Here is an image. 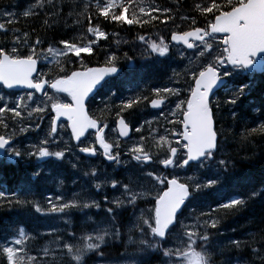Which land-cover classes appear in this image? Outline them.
I'll return each mask as SVG.
<instances>
[{
	"label": "snow or ice",
	"instance_id": "obj_1",
	"mask_svg": "<svg viewBox=\"0 0 264 264\" xmlns=\"http://www.w3.org/2000/svg\"><path fill=\"white\" fill-rule=\"evenodd\" d=\"M52 7V15H61L62 9L56 12L54 0H48ZM94 7V11H93ZM184 0H174V6L154 7L137 4L136 0H90L86 6L91 14L88 17L87 44H77L74 40L59 39V46L51 44L46 49L52 57L64 56L66 63L79 62V68L71 70L70 74L65 72L63 76L49 79L48 74L38 71V60L43 57L48 61V55L43 51L45 41L37 34L35 39L28 31L19 29L15 11L7 8L0 10V34L5 42L0 44V152L14 162L44 161L54 159L63 162L67 154L72 153L75 148L78 153L83 154L78 159L87 157L102 156L108 166L123 165L126 168L136 169L137 172L150 178L149 183L155 181L153 188L155 195L147 198L141 186L134 184L129 178L127 182L118 181L115 178L105 177L100 179V172L93 168L90 175L93 181L92 187L99 194L110 187L114 191H121L122 196L113 197L109 200L104 196V203L107 205L105 211L110 218L112 230L107 228L96 231V234L88 235L89 241L82 246H76L72 240L76 239L75 233H70V239H60L58 247L53 251L52 259H48V250H45L44 258L28 254L26 244V233L21 226L19 231L13 230V234L0 240V264H87L89 255L97 257L95 264H108L104 259V246L108 239L119 238L121 233L117 227L119 220L118 210L124 209L125 204L132 208L139 206L143 198L145 203L151 205L142 209L139 218V230L143 236L151 235V240H142L141 244L147 247L141 249L145 254L151 249L154 252H161L167 258L165 264H213L210 251L213 243V233L210 229H218V215L221 211H239L246 206L248 200L239 195L229 196L227 199H218L215 204H205L206 197L210 190L216 189L219 194L225 181L229 179L230 167H234L230 158H225L221 153V132L217 129V113L227 105L235 106L245 95V89H250L251 84L245 82L234 88L228 87V77H235L239 73L249 76L256 73L264 74V0H197L194 4L187 6ZM138 9V11H137ZM47 11L43 0H36L29 5L22 13L25 18L39 16L41 11ZM175 11V16L172 13ZM131 13L130 15H128ZM158 13L159 15H153ZM92 15L97 19L103 18L108 23L140 26L141 28L159 20L165 23L166 20L173 22L178 17L181 21H188L189 30L173 32L171 40L176 45H183L186 49H196L194 55L200 57L195 67L186 68L190 74L191 83L186 89L187 96H182V90L174 86L155 87L153 89L156 98H149L144 95H134L121 98L118 105L109 98V103L115 106V128L118 137H129V125L123 116L125 111L134 109L148 101L152 109H162L168 96L177 97L175 107L169 108L174 120L168 119V113L161 112L164 119L171 124H180L182 129H166L165 134L152 129L155 143L151 149L145 145L147 137L140 136L139 141L124 148V143L117 139L109 142L104 135L107 123L103 126L101 122L86 111V103L89 99H95L99 89L104 88L110 80L119 75L118 60L116 52L106 53L104 66H87L82 53L92 55L96 47H100L101 40H108L109 33L103 29L101 24L94 23ZM163 17V18H162ZM201 21L203 26H201ZM45 28L51 27V21L43 20ZM11 33V36L9 34ZM140 42L147 43V49L142 55L152 57L153 62L163 64L171 53V48L164 39L159 43L146 42L143 35L139 36ZM27 49L22 52L21 47ZM41 49L40 52L37 50ZM183 56V54H182ZM72 57L76 59L73 60ZM187 58V57H183ZM124 59L130 58L124 53ZM59 63V61H57ZM259 63V66H257ZM63 72L64 69L61 68ZM35 73V75H34ZM187 83V79L185 80ZM14 90L23 88L31 91L16 96L15 100H7L5 97L16 95L15 92H3V89ZM55 93L66 94L71 103L56 102V98L49 96L47 89ZM220 88L231 94L221 98L217 96ZM111 96L116 92L109 89ZM40 93L46 99H41L36 94ZM51 101L50 108L48 102ZM103 103V101H102ZM25 113L27 114L25 116ZM233 117L234 110H230ZM51 116L49 131L35 143L24 144L17 138L18 131L28 134L35 130L37 135L42 131L41 124L44 119ZM182 116V119L180 117ZM63 117L71 129V140L65 141L66 148L52 150L50 145L57 143L59 118ZM260 117L264 120V100L260 108ZM28 121L27 127L24 126ZM146 123H150L146 121ZM94 130V140L88 141L89 130ZM136 132H142L143 125L137 127ZM253 132H264V123L259 129L253 128ZM83 138V139H82ZM95 145H98L97 148ZM128 157L127 160L122 158ZM159 164L161 171L151 169V165ZM73 167H76L74 164ZM172 169L171 173L162 170ZM177 169H183L185 173L195 170L200 173L199 178L182 175ZM214 170V171H212ZM212 172L211 175L208 173ZM41 173L33 171L32 176L36 178ZM158 184L160 187H156ZM264 197V191L257 192L252 189L249 199L254 196ZM49 211L53 213H65V210L100 209L101 203L94 197L90 200H71L67 202L63 195L55 196V203L51 194L47 195ZM7 201V205L16 207L32 206L36 213L45 214L46 210L39 202H31L27 199L21 200L19 196L11 199L8 194H0V201ZM115 205V206H113ZM192 210L190 216L185 213ZM198 212V215L196 214ZM87 214V213H85ZM135 215V212H133ZM195 216L194 223H188L191 216ZM184 217V219H181ZM264 223V222H262ZM179 228L177 239L178 246L164 247L168 237ZM101 231L103 234H101ZM231 243L240 248L239 240H232ZM247 250V264H264V228L259 233V241L245 245ZM140 264V262H138ZM237 264H240L238 261Z\"/></svg>",
	"mask_w": 264,
	"mask_h": 264
},
{
	"label": "trees",
	"instance_id": "obj_2",
	"mask_svg": "<svg viewBox=\"0 0 264 264\" xmlns=\"http://www.w3.org/2000/svg\"><path fill=\"white\" fill-rule=\"evenodd\" d=\"M32 1L33 0H0V10L7 8L11 11H15L18 14V24L16 26L21 29L22 32H30L33 39H35V36L38 34L40 38L45 41V44L43 45V51H45V53L49 44H51L53 47L59 46L57 41L61 38L74 40L79 44L88 43V17L91 14L87 11L86 6L90 3V0H54L56 5L55 11L59 12L62 9L61 15H52V7L49 4H45L48 2V0H43L47 11L45 12L42 10L39 16L25 18L22 13L29 5L33 4ZM195 2H197V0H184L186 5L184 10L186 11L187 6H190ZM149 3H151L154 7L174 6V0L144 1L145 6ZM130 14L131 13L128 15ZM46 15L47 18L50 19L52 25L49 28H45L43 25V20L45 19ZM153 15L159 14L153 13ZM172 15L175 16V11L172 13ZM91 18L94 23L101 24L103 29L111 35H109V37L112 38L109 40H101L99 42L101 46L96 47L91 56L82 53L87 66H104L106 53L116 52L119 56L118 68H121L122 71H124L125 67L130 64V61L124 59V53H128L130 58H134V60H132L134 63L137 58H152L142 55V53L139 54L137 51L129 48L130 43L132 44V47L136 48V46H138L137 42L140 35L145 37L146 42H150L152 39L154 40L156 38H160L162 35L165 37L168 36L169 38L170 34L173 32H183L189 30L190 23L188 21H181L177 17L174 22L172 20H166L165 23H161L159 20H157L143 28L140 26H133L129 28L127 25L121 27L118 24L105 22L103 21V18L97 19L94 15H92ZM201 26H203L202 21ZM4 42L5 40L2 34H0V44H3ZM139 44L142 43L139 42ZM145 47L147 49L146 45ZM21 51L27 52V49L22 46ZM37 51L40 52L41 49H38ZM72 59L75 60L76 58L72 57ZM67 60L68 58L63 56V59L59 60V63H40V72L47 73L49 79H55L63 76L65 72L70 74L71 70L79 68V62H76L75 64L66 63ZM39 61L41 60H38V62ZM198 62L199 60L194 64L184 63L185 65L182 66V68L185 66L183 69H185L184 73H186V78H184L185 90L187 89L188 84L191 83L189 78L190 74L186 72V68L195 67ZM147 64L149 68V71H146L147 76L151 77L153 81L157 78H160L162 75H165L164 72L160 73L161 71L156 68L159 63L157 65H150L149 63ZM162 67L165 68V65L162 64ZM61 68L64 69L63 72L61 71ZM174 68L176 70L180 69L178 66H175ZM126 76L127 80L122 78L119 80H113L114 86L110 89L114 90L117 95H121L123 93L121 89H124V87H127L128 84L133 82V80H136L130 75ZM166 76L168 77V75ZM247 77V75L239 73L235 77L228 78L230 79L232 85L236 87L247 82ZM169 78H173L172 80L174 81L176 79V74L173 73V75L169 76ZM182 78L183 77L181 75L179 78L180 84H182ZM186 79L187 83H185ZM138 82L142 81L139 80ZM115 83H119V85L115 86ZM248 83L253 85L250 89H245V95L238 101L237 105H227L220 112H218L216 116L217 129L221 132L220 155H223L225 158H230L231 163H234V167H230L229 170V180L231 182H236V185L234 186L233 184L234 189L229 191L226 188L227 185L224 183L219 194L213 193V191L216 189L210 190L209 194L203 198L206 203L201 206L206 207L207 204H215L218 199H227L232 195H239L245 198L250 195L253 188L258 193L264 191V132L252 131L253 128L259 129L260 124L264 123V120H262L260 117V108L262 100H264V74L253 75V78L248 81ZM147 89H136L134 91H130L127 97L137 95V93L139 95H143L146 93L145 91H147ZM102 92L107 93L105 87L102 88ZM131 92L134 93L129 95ZM185 94H187V91ZM230 94V91L226 92L225 89H223L222 91L218 92L217 96L224 98ZM98 95L99 94H97V96ZM121 98H123V96L118 99L112 97L111 100L114 101V105H118ZM114 105L109 103V99L108 102H105L104 104H98L94 101V99H91L87 103V109L89 114H93L100 122L106 123L110 122L112 119H117V117L115 116L114 118L109 117L103 119L100 114L104 113L106 116L115 114L116 109ZM230 110L235 111V117L231 115ZM129 111L130 110L125 111L123 115ZM26 115L27 114L25 113V116ZM18 128L19 126H17V129ZM0 131H2V129H0ZM135 135L138 137L141 136L138 133ZM20 142L27 144L25 141H23V139H21ZM147 145H149V147L152 146L150 144ZM50 147L52 150H57L58 147L62 148L59 144L55 145L54 147L50 145ZM33 160L30 162H13L10 160L11 164L6 162L2 163V166H0V183L5 187L12 189L11 196H8L9 199L13 198L15 195L19 196L21 200L27 199L33 203L39 202L46 211H49L50 208L49 202H47L48 200L46 199V201L44 198L46 193L58 192L59 190V194L63 195L65 198V201L63 202L71 200H89L87 193L85 196H83L82 188H95L92 187L93 181L91 176L85 175L86 172L91 173L89 166L86 167L85 163H83L85 168L81 169V166H77L76 164V167H73L74 164L72 165L68 161V157H66L63 162H58L54 159H47L44 161H36L35 159ZM37 163L42 164V167L47 168L50 166V168H48L46 171H42L38 177L31 178L30 176L32 175L35 168L34 164ZM88 164L89 163L87 162V165ZM65 170L67 171L66 173L64 172ZM69 170L73 172L69 173ZM48 172L51 174L46 177L44 173L47 174ZM195 172L193 173L196 174L194 178H199L200 173ZM208 174L211 175L212 172H209ZM17 180H19L18 183H16ZM126 180H128L127 177L122 178V181ZM3 185H0L1 190L4 189ZM148 188L152 190L151 185H148ZM105 195L106 193L100 194L99 200L101 202H104ZM191 213L192 210L189 209L185 215L190 216ZM196 214L198 215V212ZM46 218L47 219L43 220L40 218V216H37V214L34 212V207L32 206L22 208L21 206L17 205L16 207H12L11 205H7L6 200L0 201L1 233L7 231L8 227L12 224L7 222L10 221L15 223V225L7 233L0 236H2L1 238L3 240L8 235V233H13V230H16V228L22 226L26 233L25 240L27 247L30 245L31 248L35 250V244L44 243V245L40 247L42 249L43 255L45 250H48V253L51 254L56 249V247H58V241L60 239H70L71 237L68 235L70 232L75 233L76 237V239L72 240V243H74L76 246H82V242L79 241V235L94 230L96 224L105 225L109 232L112 230V224L109 222L110 218L107 216V213H102L95 207L91 209L73 208L70 210H65V213H61L58 216L50 215ZM190 220L195 222V216L192 215ZM262 222H264V197L259 195L251 197L246 206L241 208L239 211L228 212L227 214L221 211L218 215L219 231L216 229L209 230L213 233V240L223 235L220 244L216 245L213 248L214 250L210 251L211 259L214 255L221 256L222 251L224 250H227L231 253L232 250H235L233 255L226 254L225 258L231 256L230 260H232L233 264H237L238 261L240 264H247L248 255L245 245L254 241H259V233L261 229L264 228V223ZM43 226L57 228L58 234L55 235L41 233L40 231L42 230ZM117 227L121 233L120 237L116 239H108L107 244L104 246V259L106 261L115 262L119 259L121 260L125 257H129L133 258L136 264H138V262H140V264H164L160 263V260L154 257L152 254H145L141 251V242L133 231H125L119 226ZM101 234L103 233L101 232ZM59 235H62V237L59 238ZM144 237L147 240H151L150 234ZM227 238H231V241L239 240L241 242L240 248H236V246L233 245L231 241L228 243V247L224 246L225 240ZM166 245L167 244L165 243L163 246L172 247L171 245ZM150 252L155 253L151 249ZM146 255H148V257L150 256V258H147ZM37 257H39L38 254ZM96 259L97 257L89 255L87 257V264L94 263ZM49 260H51V258Z\"/></svg>",
	"mask_w": 264,
	"mask_h": 264
},
{
	"label": "bare ground",
	"instance_id": "obj_3",
	"mask_svg": "<svg viewBox=\"0 0 264 264\" xmlns=\"http://www.w3.org/2000/svg\"><path fill=\"white\" fill-rule=\"evenodd\" d=\"M144 1L145 0H136V3L137 4H144ZM11 34V33H10ZM9 34V35H10ZM11 36V35H10ZM98 49V48H97ZM121 53V52H120ZM130 64H135L136 66L139 67V71H133V75L135 76L134 80L135 83H136V89H144L145 85H146V88H148V85L150 83V81H152V83L150 84L149 88L147 89V91H145L146 93H144L143 95L144 96H148L149 98H156L155 97V93L153 91V89L155 87H165V86H170L171 85V81L169 79V77H167L166 75H162L160 77V82L158 84H155L153 83V80L151 77H148L146 75H142L144 73V71H149V68H148V64L147 63H140V62H137V63H134L133 61L130 62ZM129 64V65H130ZM128 65V66H129ZM161 64H158V66H160ZM122 69L121 68H118V71L120 73ZM165 70V68L163 69ZM127 74V73H126ZM139 77V78H138ZM117 78V77H116ZM115 78V79H116ZM113 79V80H115ZM111 80V81H113ZM139 80H141L142 82H138ZM132 81V80H131ZM146 90V89H145ZM47 92H51L52 94L54 93V90L52 89H47ZM101 93H104V94H101ZM97 94H99L97 96ZM38 97L41 96L42 94L40 93H37L36 94ZM97 96V97H96ZM96 96H95V99L94 101L98 104H104L105 102H108V99L110 98L111 94L109 93H106V92H102V89H99V91L96 93ZM99 97V98H98ZM122 97V95H116L114 96L115 99H118ZM112 98V96H111ZM175 100L174 96H171L169 95L168 96V99L166 100L165 102V105L163 106L162 109H152L150 106H148L147 102L148 101H145L142 105L140 106H137L135 107L134 109H131L128 113H126L125 115H123L125 118H126V122L128 123L129 125V137L128 138H124V137H118V131H112L111 129L115 128V121L116 119H112L110 122H106L108 124V127L105 128L104 132H106V139L109 141V142H115L113 139H110V137H116L117 139H119L120 141H125V142H129L128 145H125L124 148H127L128 146H131L132 144L136 143L137 141H139V138L140 136H136L135 134L138 133L140 134L141 136H145L147 137V139L145 140V145L147 147H149V145L147 144H150V145H153L155 143V140L153 139V133H152V129H155V130H158L161 134H165V128H166V125H168V129H175L174 125L175 124H168V122L164 119V116L161 115V112H164L165 110V107L172 103L173 101ZM103 101V103H102ZM101 117L103 119H106V118H114L116 115L115 114H111L110 116H105L103 115V113L100 114ZM169 120H173L172 117H168ZM50 120H51V116H49L48 118L44 119L42 124H41V127H42V131H40L39 135H37V132L35 130H32L30 131L28 134H23V133H20L17 129V138L19 141H21V139H23V141H25V143L29 144L31 143V141L27 140L26 138H33L34 141H36V137L40 140L42 138V136L44 134H46L48 131H49V128H50ZM163 120V121H162ZM146 121H149L150 123H146ZM25 127H27L28 125V121L25 120ZM49 123V125H48ZM57 124H58V131L61 129V128H64L65 129V133L68 137V141H70L71 145H75V141L74 140H71V131L70 129H68L66 127V125L62 122V120H58L57 121ZM104 123L101 122V125L103 126ZM141 125H143V130L142 132H136V128L137 127H140ZM61 133V132H60ZM59 133V134H60ZM89 133H92V135H88V133H86V136H88V141L87 142H91L94 140V131L93 130H89ZM58 134V133H57ZM58 134V136H59ZM83 139V138H82ZM147 143V144H146ZM57 145V144H56ZM59 145L62 147V148H66V145L65 143L63 142L62 143H59ZM97 148L99 147L98 145H95ZM151 149V147H149ZM153 152L155 151V149H151ZM83 154H80L78 153V151L75 150V148H73V151L72 153H69L67 154V157H68V161L73 165V164H76L77 166H81V169L85 168L83 166V163H85V165H87V162L88 163H91L92 165L88 164L87 166L90 167H95L96 169L99 170L100 174H102L104 171H107L109 173V175H111L112 177L110 178H115L116 180L118 181H122L120 180L118 177L120 176V172H122L125 177L128 178L129 180V177L127 176V173L128 172H131V175L132 176H141V173L137 172V171H132L133 169L132 168H120V167H117L116 165H112V166H108L107 164V161H104V160H99V158L97 157H87V158H83V159H78L77 157H82ZM122 158L127 160L128 157L126 156H123L122 154ZM88 159V160H86ZM150 167H154L153 169L157 170V171H161V166L157 163V164H154V165H151ZM48 168H50V166H48L46 169L48 170ZM66 168V167H65ZM67 170V169H66ZM64 171L65 173L67 171ZM91 170V168H90ZM101 170V171H100ZM113 171H114V174H113ZM163 172H167V173H171L172 172V169H167V170H162ZM73 171L69 170V173H72ZM178 172L181 173L182 175L184 174H191L193 177H195L196 174H193L195 172V170H189L187 171V173L184 172L183 169H178ZM196 173V172H195ZM58 174V173H56ZM105 174V172H104ZM31 177V176H30ZM101 177V176H100ZM105 177H106V174H105ZM198 178V177H196ZM145 180L148 181V179L146 177H144ZM128 180L124 181V182H127ZM19 180H17L16 183H18ZM225 184L227 185L226 188L231 191L234 189V186L236 185V182H231L229 179L227 181H225ZM234 184V186H233ZM91 190L92 188L90 187H86L85 189L82 188V191H84L85 193L89 194L91 193ZM107 190H112V188H110L109 186L106 187V190L105 191H102L99 193L102 194L103 192L106 193ZM115 192H120V191H115ZM213 193H217V190H214ZM107 195V194H106ZM148 198V197H147ZM248 201L251 199H249V196L245 197ZM124 199V198H123ZM150 199V198H149ZM96 200H98L100 203H101V206H103L104 210L106 209L107 205L104 204L103 202H101L99 200L98 197H96ZM139 206L137 208H132L131 210V214H133L132 212H136L140 209H143L144 207L147 208L151 205H148L145 203V200L143 199L142 201H139ZM114 206V205H113ZM129 205H127V209L126 211L129 210ZM104 210L102 211V213H105ZM186 214V213H185ZM186 216V215H185ZM120 217V216H119ZM184 219V217H181ZM129 219V218H128ZM191 222H194L193 220H189ZM119 222V220H118ZM12 226V224L8 227V230L10 229V227ZM125 231H127V226L126 228L124 229ZM223 231V230H222ZM174 232H177L176 229L173 231ZM72 233V232H70ZM68 233V235L70 234ZM87 233V232H86ZM82 234V235H79V240L81 242H83V236L86 234ZM13 233H8V235L6 237H9L11 236ZM62 235H59V238H61ZM223 238V235L217 237V239L213 240V243H212V249L211 250H214L213 248L220 244V241L221 239ZM169 239V237H168ZM140 242L142 240H147L144 236H142L140 239ZM231 241V238H227L225 240V243H224V246L228 247V243ZM77 243V242H76ZM171 241L168 240V242H166L167 245H171L170 244ZM36 245V248H40L44 245V243L42 244H35ZM41 245V246H40ZM166 245V246H167ZM142 248L144 247H147L146 244H141ZM29 249L31 250V253H34L36 251V249L34 250L33 248H31V246L29 245ZM57 249V247H56ZM235 252V250H232V253L227 251V250H224L222 251V254L221 256H217V255H214L212 257V261H213V264H233L232 263V260H230L231 256H229L228 258H225L226 254H232ZM53 253V252H52ZM148 254H152L154 257H156L157 259H159L161 261H166L167 258H163V255H162V252H155V253H151L150 252V249L148 250ZM141 255L143 256V254L141 253ZM119 260L115 261V262H119ZM108 262V261H107ZM115 262H108V263H112L114 264ZM92 264H95L92 263Z\"/></svg>",
	"mask_w": 264,
	"mask_h": 264
},
{
	"label": "rangeland",
	"instance_id": "obj_4",
	"mask_svg": "<svg viewBox=\"0 0 264 264\" xmlns=\"http://www.w3.org/2000/svg\"><path fill=\"white\" fill-rule=\"evenodd\" d=\"M33 2V4L36 2V0H33L32 1ZM89 3V2H88ZM45 4H48V2H46ZM18 9V8H17ZM20 10V9H19ZM18 10V11H19ZM111 36V35H110ZM112 37H109V39H111ZM108 39V40H109ZM161 39H164L165 40V42L166 43H168L169 44V46L171 47V44H170V42L168 41V36L167 37H165L164 35H162L160 38H156V39H152L150 42H154V43H159V41L161 40ZM139 42H140V40H138V42H137V45L138 46H136V48L135 47H132V44L130 43L129 44V48H131L132 50H134V51H137L139 54L140 53H142V52H144L145 50H146V47H145V45L147 46V43H143V44H139ZM77 44H79V43H77ZM175 52L176 51H172L170 54H169V56H168V58H170V57H172L174 54H175ZM57 57V56H56ZM56 57H52V55L49 53L48 54V61H45L43 58H42V64H48V63H50V62H52L54 59H56ZM57 59H63V56H58L57 57ZM41 60V59H40ZM179 60L181 61V62H178V61H172L171 62V60H169L168 62H167V64L168 65H165V70H164V73H165V75H168V76H172L173 75V73H175L176 74V79L173 81L172 79L173 78H169L170 79V81H171V85L170 86H174V87H178V88H180L181 90H182V96L181 97H179V98H184L185 97V93H186V90L184 89V78H186V73H184V70L185 69H183L182 68V66L183 65H185L184 63H189V64H194L195 63V60H193V59H187V60H183L182 59V55H180V57H179ZM137 62H140V63H149L150 65H157L158 63H155V62H153V58H146V59H140V58H137V60L135 61V63H137ZM175 66H178V67H180V69H178V70H176L174 67ZM133 71H139V67L138 66H136L135 64H130L129 66H127V67H125V69H124V71H120V73H119V75L117 76V79L119 80V79H124V80H127V78L126 77H124V75H127V74H129L131 77H133V78H135V76L133 75V74H131ZM127 73V74H126ZM142 75H146L147 76V73L146 72H144ZM181 75H182V79H181V83L182 84H180V80H179V78L181 77ZM130 78V77H129ZM139 78V77H138ZM160 82V78H157V79H155L154 81H153V83H155V84H158ZM152 83V81H150V83H149V85H148V88H149V86H150V84ZM113 83H112V81H110V83H109V85H106L105 86V90L106 89H110V87H113V85H112ZM116 84V83H115ZM133 87H136V83L134 84V85H130V84H128V86L127 87H124V89H122V91H123V93L121 94L122 96H123V98H126L127 97V95H128V93L130 92L129 91V89L130 88H133ZM145 89H147L146 88V85H145V87H144V89L143 90H145ZM48 93V95L49 96H53V94L51 93V92H47ZM24 94V93H23ZM22 94V95H23ZM137 95H138V93H137ZM41 99H46V97H44V96H39ZM60 98V97H59ZM5 99H7V100H12V98L11 97H5ZM14 99V98H13ZM177 99L178 98H175V100L172 102V103H170V104H168L166 107H165V110H164V113H168V117H172V119L174 120V119H176V117H173V116H171V114H170V112H169V108H173L174 109V107H175V102L177 101ZM15 100V99H14ZM59 100H63L62 98H60ZM50 106H51V101H49L48 102V107L50 108ZM180 118H182V116L180 117ZM163 121V120H162ZM168 124H171V123H168ZM24 125H25V123H24ZM176 125L177 124H175L174 125V127H175V129H178V128H176ZM166 129H168V125H166V128H165V130ZM61 132V133H60ZM60 133V134H59ZM58 134H59V136H58ZM58 134H57V143L56 144H59V143H62L63 144V142H65V141H68L67 139H68V137H67V135H66V133H65V129L64 128H61L59 131H58ZM45 135V134H44ZM43 135V136H44ZM42 136V137H43ZM27 140H29V141H31V143H35V142H38L39 141V139L36 137V141H34L33 140V138H26ZM110 139H113L114 141H116L117 140V138L116 137H110ZM138 142V141H137ZM123 143H124V146L125 145H128L129 144V142H125V141H123ZM56 144H52V146L54 147ZM89 164H91V163H89ZM86 167H87V165H86ZM117 167H120V168H124V166L123 165H121V166H117ZM91 168V171H92V169L93 168H95V167H90ZM154 167H151V169H153ZM101 171V170H100ZM132 171H136V169H133ZM177 172H178V169L176 170ZM105 172V174H106V177H108V178H110V177H112L111 175H109V173L107 172V171H104ZM104 172L100 175L101 177H100V179H103V178H105V174H104ZM113 174H114V171H113ZM184 175H187V176H192L191 174H189V173H187V174H184ZM127 176L129 177V178H131L133 181H134V184H138V185H140L141 187L138 189V190H143L145 193H146V195H147V197L148 198H151L152 196H154L155 195V189L153 188V184H155V181H153L152 183H149V179L150 178H148V177H146V176H144L142 173H141V176L142 177H140V176H132L131 175V172H128L127 173ZM123 177H125V175L122 173V172H120V176L118 177L120 180H122V178ZM144 177H146L147 179H148V181L147 180H145L144 179ZM148 185H151V187H152V190H150L149 188H148ZM109 187H110V185H109ZM156 187L158 188V187H160L158 184H156ZM84 189L86 188V187H83ZM88 188V187H87ZM111 188V187H110ZM113 190V189H112ZM122 190L118 193V192H115L114 190L113 191H111V190H107L106 191V194H107V196H108V198H109V200H112L113 199V197H120L121 199H125V197L124 196H122ZM82 194H83V196H85V192L84 191H82ZM102 194H104V192L102 193ZM88 196H89V200L90 199H92L93 197L96 199V197H98L99 198V194H97L96 193V190L95 189H92L91 190V193H90V195L88 194ZM143 200V198L140 200V201H142ZM104 203V202H103ZM105 204V203H104ZM115 206V205H114ZM149 207H151V206H149ZM104 207L103 206H101V208L100 209H98L100 212H102L104 209H103ZM148 208V207H147ZM126 209H127V204H125V208L124 209H121V210H118V212H119V222H117V226H119L121 229H125L126 228V226H127V231H133L134 232V234L138 237V239H140L143 235L141 234V232H140V230H139V218H140V213H141V210L142 209H140V210H138V211H136L135 212V215H133V214H131V210H132V207L130 206L129 207V210L128 211H126ZM143 209H146L145 207L143 208ZM104 212L106 213V211L104 210ZM133 213V212H132ZM2 218V217H1ZM129 218V219H128ZM181 219H183V218H181ZM7 223H12V226L10 227V229L15 225V223L14 222H7ZM188 223H194V222H191V221H188ZM54 229H55V231H57V228H55V227H53ZM104 228H106V226L105 225H102V224H96L95 225V228H94V230H92V231H89V232H87L84 236H83V242H82V244H86V243H88L89 241L87 240V237H88V235H95L96 234V231H98V230H100V229H104ZM9 229V230H10ZM9 230H7V231H4V232H2L1 233V231H0V235H3V234H5V233H7ZM176 231L177 232H172V234H170L169 235V240L171 241V246L173 247V246H178L179 244H180V241L176 238L177 237V233L179 232V228H177L176 229ZM102 232V231H101ZM2 236H0V240H2V238H1ZM80 241V240H79ZM175 242V243H174ZM177 243V244H176ZM74 244V243H73ZM77 244V243H76ZM75 245V244H74ZM28 250H29V253L30 254H36V253H39V252H42V249L41 248H36V251L34 252V253H31V250L29 249V246H28ZM52 255H53V253H51V254H49L48 255V258H51L52 259ZM42 257H44V254L43 255H41ZM147 256V258H150V256L148 257V255H146ZM160 263H164L165 264V262H160ZM108 264H112V263H108ZM114 264H135V260L133 259V258H129V257H125L124 259H121L119 262H115Z\"/></svg>",
	"mask_w": 264,
	"mask_h": 264
},
{
	"label": "water",
	"instance_id": "obj_5",
	"mask_svg": "<svg viewBox=\"0 0 264 264\" xmlns=\"http://www.w3.org/2000/svg\"><path fill=\"white\" fill-rule=\"evenodd\" d=\"M257 66H259V63H258V65ZM34 75H35V73H34ZM6 89V88H5ZM6 90H9V89H6ZM14 90H27V89H23V88H16V89H14ZM28 91H30V90H28ZM58 120H62V121H66L63 117H61V118H59ZM67 122V121H66ZM68 123V122H67ZM70 129V128H69ZM70 131H71V129H70ZM94 131V130H93ZM2 153L3 152H0V157L2 156Z\"/></svg>",
	"mask_w": 264,
	"mask_h": 264
},
{
	"label": "flooded vegetation",
	"instance_id": "obj_6",
	"mask_svg": "<svg viewBox=\"0 0 264 264\" xmlns=\"http://www.w3.org/2000/svg\"><path fill=\"white\" fill-rule=\"evenodd\" d=\"M103 115H104V113H103ZM106 116V115H105ZM108 116V115H107ZM104 135L106 136V132H104ZM107 137V136H106ZM97 158H99V160H103V157L102 156H99V157H97Z\"/></svg>",
	"mask_w": 264,
	"mask_h": 264
}]
</instances>
